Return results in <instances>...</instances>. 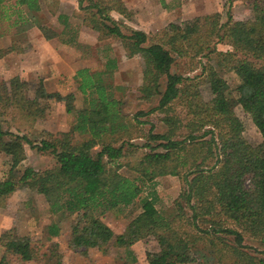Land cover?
I'll return each mask as SVG.
<instances>
[{"label": "trees", "instance_id": "16d2710c", "mask_svg": "<svg viewBox=\"0 0 264 264\" xmlns=\"http://www.w3.org/2000/svg\"><path fill=\"white\" fill-rule=\"evenodd\" d=\"M14 3L18 7L9 13L6 0H0V23L4 18L12 19L10 25L18 33L34 26L30 17L41 10L40 1L14 0ZM78 3L77 16L104 40L96 51L101 65L98 69L91 66L76 69V91L47 96L65 101L69 129L79 137L49 133L38 142L20 134L6 138L12 132L0 120V153L10 156L9 171L0 178V203L20 184L43 194L50 214L57 217L45 226L50 243L5 241L0 264L9 257L63 264L59 243L53 237L61 234L62 222L70 215L77 216L69 239L73 249L87 253L89 249L104 248L116 235L100 214L137 202L140 211L116 237L117 246L128 254L135 242L152 236L160 249L150 255L149 264H175L176 257L196 249L197 242L207 236L208 246L221 264H264V258L249 252L244 243L246 235L264 242V0L253 1V15L246 19H234L228 10L223 21L222 13L214 12L173 32L153 34L133 27L123 30L126 23L113 16L117 12L124 19L132 18L133 12L123 0H78ZM14 12H18L17 19L11 17ZM58 19L63 24L61 32L40 25L43 35L82 47L69 15L61 13ZM111 37L120 39L130 54H142L140 96L146 100L157 98L151 111L163 112L162 120L168 126L164 132L152 128L149 138L157 143H145L149 151L127 163L120 160L126 155L124 147L130 143L133 121L123 110L126 86L114 83L118 63L107 40ZM225 38L231 40L233 50L218 49L217 45ZM13 49L0 44V58ZM197 56L208 59L216 56L220 63H229L228 68L239 80L236 100L228 92L227 80L208 64L205 69L213 98L210 108L205 106L193 77L174 69L177 58ZM42 85L34 98L19 105L32 119L44 116L39 103V98L45 95ZM8 97H4L8 99L5 102L0 96V103L10 105ZM77 99L81 103L75 102ZM234 103L251 113L262 135L258 144L249 146L243 141ZM179 104L185 117L175 112V105ZM137 119L135 115L133 120ZM182 127L189 131L184 139H176ZM208 135L210 138L206 139ZM25 143L53 154L55 165L44 170L28 166L20 173L16 167L26 158ZM211 158L215 161L207 164ZM124 164L135 172L133 177L119 172ZM168 174L182 177L187 186L181 195L185 203L175 202L177 213L173 218L166 217L156 206L155 189L145 194L148 184H155L158 176ZM187 208L191 211L189 219ZM185 219L200 235H190L182 228ZM201 221L205 227L200 225ZM230 235L232 241L226 237Z\"/></svg>", "mask_w": 264, "mask_h": 264}, {"label": "rangeland", "instance_id": "374dc122", "mask_svg": "<svg viewBox=\"0 0 264 264\" xmlns=\"http://www.w3.org/2000/svg\"><path fill=\"white\" fill-rule=\"evenodd\" d=\"M41 10L33 17L34 26L22 32H16L15 26H11L12 19L4 18L0 23L2 36L0 44L6 47L13 46V50L0 58V96L10 98V105L0 103V120L5 129L12 132L6 138H12L13 134L26 135L33 142H38L48 137L49 133L57 136L78 138L76 132L69 129L68 115L64 100L57 97L76 91L74 74L76 69L83 66H91L98 69L101 62L96 56L97 49L104 44L99 39V32L89 25L83 23L77 16L79 9L78 0H39ZM133 12L130 20L124 19L119 13L114 12L113 16L126 23L123 30L128 27L143 29L148 33L173 32L188 23H197L210 13L221 12L223 21L226 20L227 11L234 19H246L253 15L252 5L254 0H123ZM10 7L8 12L12 13L18 6L14 0H6ZM21 7V6H20ZM22 8V7H21ZM25 9V7H23ZM80 12V11H79ZM21 13V12H20ZM61 13L69 15L70 25L77 32V39L82 44L78 47L67 44L59 37L46 38L40 25L50 27L58 32L63 29L58 16ZM22 14V13H21ZM24 15V14H23ZM18 17V12L11 15ZM20 20V19H19ZM112 53L117 57L118 69L115 72L114 83L126 86L124 99V112L133 121V130L125 144L126 155L120 161L127 163L132 159L140 158L149 147L145 143L155 145L157 141L149 138V132L153 128L156 132L168 130V126L162 120L163 112L151 111L157 104V98L146 100L141 98L139 87L143 81V56L141 53L130 54L122 45L120 39L109 38ZM219 50H233L234 47L229 38H225L217 45ZM208 64L229 83V94L236 100V87L239 80L231 69L228 62L220 63L218 57L208 59L205 56L193 58H177L174 69L184 75L193 77L194 85L197 87L205 106L210 108L213 93L210 86L208 71L205 69ZM43 87L44 96L39 98L40 106L44 108V116L32 119L20 108V104L26 103L36 96V90ZM47 93H56L57 97H48ZM5 102L8 101L4 98ZM75 102L81 103L80 99ZM9 103V102H8ZM234 111L240 119L241 137L243 141L254 146L262 141V135L252 120L251 113L245 111L240 104L234 103ZM182 105H175V112L182 116ZM148 112L147 114H145ZM141 113V114H139ZM137 120H133L134 116ZM187 128H180L175 135L176 139H184ZM199 133H202L200 131ZM217 142L220 136L218 129L215 130ZM210 138V135L205 137ZM26 158L16 167L20 173L31 166L36 170H44L55 165L56 159L49 152H41L33 148L31 144L25 143ZM98 147L95 149V151ZM10 156L4 152L0 153V178L7 175L10 168ZM215 158H211L207 164H213ZM119 172L125 176L133 177L135 172L127 165L120 167ZM155 184H148L145 194L150 190L157 191L158 200L156 206L162 213L173 218L177 213L175 202L177 200L185 203L181 197L187 186L182 177L176 175L158 176ZM140 211L139 203L128 207L113 208L100 214V217L113 229L115 238L104 248L89 249L87 253L82 250H75L70 246V234L72 224L77 218L70 215L62 222V232L53 237V241L59 243V249L63 254V264H149V257L152 253L159 251L160 246L156 238L150 236L135 242L132 246V253H127L117 246L116 237L132 216ZM186 214L191 211L187 208ZM57 219L49 212L48 203L43 194L34 188L24 184L18 185L15 191L5 196L0 203V259L5 241L31 240L49 244L46 239L45 226L51 220ZM188 221V222H186ZM182 228L190 235L198 234L191 225L190 220H184ZM181 223V222H178ZM202 227H205L200 222ZM232 241L233 236H226ZM208 237L204 236L197 242V248L176 257L175 264H221L214 251L208 246ZM244 243L248 245V251L256 257L264 258V242L245 236ZM255 249L257 251H255ZM4 264H40L37 261H22L7 258Z\"/></svg>", "mask_w": 264, "mask_h": 264}, {"label": "crops", "instance_id": "0c3cea01", "mask_svg": "<svg viewBox=\"0 0 264 264\" xmlns=\"http://www.w3.org/2000/svg\"><path fill=\"white\" fill-rule=\"evenodd\" d=\"M123 230H124V228H123ZM122 232V231H121Z\"/></svg>", "mask_w": 264, "mask_h": 264}]
</instances>
